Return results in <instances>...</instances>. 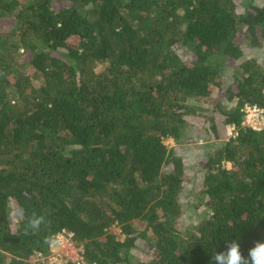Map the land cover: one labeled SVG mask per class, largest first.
Here are the masks:
<instances>
[{
    "label": "trees",
    "instance_id": "16d2710c",
    "mask_svg": "<svg viewBox=\"0 0 264 264\" xmlns=\"http://www.w3.org/2000/svg\"><path fill=\"white\" fill-rule=\"evenodd\" d=\"M0 24V264H51L55 233L82 250L60 264H213L264 242V126L242 125L264 115L242 53L264 45V0H0ZM195 102L215 140L219 118L234 130L205 146L184 225ZM33 211L51 223L24 235Z\"/></svg>",
    "mask_w": 264,
    "mask_h": 264
},
{
    "label": "rangeland",
    "instance_id": "374dc122",
    "mask_svg": "<svg viewBox=\"0 0 264 264\" xmlns=\"http://www.w3.org/2000/svg\"><path fill=\"white\" fill-rule=\"evenodd\" d=\"M256 3L259 4V1ZM0 27L3 30L2 24H0ZM4 27L6 28V26ZM242 53L244 57L250 60H255L261 65V67L264 68V45L260 49L251 48L247 45H244L242 46ZM102 68V65H97L95 67V71L98 72L102 70ZM229 83V77H227V79L224 80V85L226 86ZM218 101L222 102L224 107L227 109L233 107V104H228V102L221 98V96L217 98L216 102ZM191 102L193 103L194 101L191 100ZM195 104L197 105V115L190 117L188 120L189 128L186 132L188 140L183 145H181L180 149L178 148V151L183 155L186 174L188 176L185 192L181 200L184 210L181 223L183 222L184 225L197 222V220L203 215L202 209L196 211L192 208L191 201L193 200L194 192L201 181L202 172L199 168V164L204 160L203 156H205L206 153L205 146L208 145L210 149H216L233 134V130H231L230 127L222 126L219 118V121H216L218 125L219 138L215 140L214 136H211V132L209 131V118L214 112L212 110V105L210 106L206 103L200 104L196 102ZM164 144L167 146V148L174 146V143L171 139L164 140ZM111 231L115 233L119 239H122V236H119L120 231L118 227H113ZM81 251L82 250L80 246L75 245L62 237L61 244L53 247L50 252L55 255L58 261L60 260V257H64L65 259L72 262H77L81 259ZM138 253L139 251L136 252V254ZM34 260H36V258H34Z\"/></svg>",
    "mask_w": 264,
    "mask_h": 264
},
{
    "label": "clouds",
    "instance_id": "9594fccd",
    "mask_svg": "<svg viewBox=\"0 0 264 264\" xmlns=\"http://www.w3.org/2000/svg\"><path fill=\"white\" fill-rule=\"evenodd\" d=\"M18 214L23 217L25 215V210L21 208ZM50 223V221L46 220L45 216L38 215L33 211L24 225V235L39 231L41 225ZM61 242V233L49 235L43 241V243L50 248L58 246ZM212 261L213 264H264V242H256L254 247L249 250L247 257L242 255L238 242H229L226 245L225 251L214 254Z\"/></svg>",
    "mask_w": 264,
    "mask_h": 264
},
{
    "label": "built area",
    "instance_id": "2783aa9c",
    "mask_svg": "<svg viewBox=\"0 0 264 264\" xmlns=\"http://www.w3.org/2000/svg\"><path fill=\"white\" fill-rule=\"evenodd\" d=\"M243 110H244V121L242 122V125L248 126L249 128L255 131L261 130L264 126V115L262 110L255 106H246ZM231 130H234L233 127H231ZM61 236L65 238L67 241H69L63 235ZM37 256L38 258L41 257L39 256V254ZM46 258L51 264H60L61 262L68 261L64 257H60L59 258L60 260L58 261V259L55 257V255L52 252H50V254Z\"/></svg>",
    "mask_w": 264,
    "mask_h": 264
}]
</instances>
